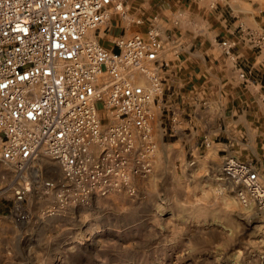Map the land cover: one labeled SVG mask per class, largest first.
Returning a JSON list of instances; mask_svg holds the SVG:
<instances>
[{
	"label": "rangeland",
	"instance_id": "obj_1",
	"mask_svg": "<svg viewBox=\"0 0 264 264\" xmlns=\"http://www.w3.org/2000/svg\"><path fill=\"white\" fill-rule=\"evenodd\" d=\"M233 1L124 0L125 11L114 10L91 35L116 50V37L156 27L160 40L175 38L182 52L207 56L211 48L224 51L217 43L230 40L234 46L224 53L233 56L239 39L247 42L240 29L231 30L241 20L250 29L264 27V0H236L240 9ZM151 61H144L147 74L130 70V77L149 85L156 69ZM159 87L150 106L148 140L134 139L131 162L144 154L150 168L130 177L133 193L122 187L61 202L58 188L42 186L44 179H59L38 161L21 174L0 160V264H264V203L222 174L227 155L251 162L264 197V130L247 133L233 112L236 102L233 108L216 96L201 108L209 120L194 126L188 110L179 120L170 107L176 98ZM100 116L104 126L113 123L110 112L101 109ZM25 178L32 184L28 218L19 221L11 215L12 187Z\"/></svg>",
	"mask_w": 264,
	"mask_h": 264
},
{
	"label": "built area",
	"instance_id": "obj_2",
	"mask_svg": "<svg viewBox=\"0 0 264 264\" xmlns=\"http://www.w3.org/2000/svg\"><path fill=\"white\" fill-rule=\"evenodd\" d=\"M114 10L125 11L124 0H0V160L22 174L47 157L63 178L42 186L58 188L61 202L122 187L133 193L130 177L150 168L144 154L134 162L130 156L137 135L148 140L161 76L156 66L150 84L141 85L129 72L148 73L144 61L157 60L160 31L116 37L117 49L107 50L87 31L107 24ZM242 33L264 55V27ZM219 44L227 53L234 46ZM101 109L112 124H102ZM222 174L251 193L260 186L251 162L231 155ZM31 187L27 178L12 187L15 220L28 218Z\"/></svg>",
	"mask_w": 264,
	"mask_h": 264
},
{
	"label": "crops",
	"instance_id": "obj_3",
	"mask_svg": "<svg viewBox=\"0 0 264 264\" xmlns=\"http://www.w3.org/2000/svg\"><path fill=\"white\" fill-rule=\"evenodd\" d=\"M258 17L259 15H255L256 20ZM246 24V20L239 21L231 30L232 33L238 30L239 34L240 31L251 28ZM261 26L263 25L260 23L257 28ZM239 40L233 49V56L211 48L207 57L197 56L195 52H182L179 47L182 43L175 38L167 43L161 35L158 58L153 63L159 67L162 93L169 99L176 98V103L171 102L170 107L176 108L174 114L179 120H183L182 115L187 110L189 122L194 126L203 120H209L201 108L216 96L233 108V103L236 102L237 109H233V112L239 113L237 122L243 125L247 133L254 134L257 130H264V55L249 47L241 38ZM163 61L167 66L159 65ZM243 71L247 72L246 79L240 76ZM257 85L260 86L259 89L255 88ZM157 100L160 104V99Z\"/></svg>",
	"mask_w": 264,
	"mask_h": 264
},
{
	"label": "bare ground",
	"instance_id": "obj_4",
	"mask_svg": "<svg viewBox=\"0 0 264 264\" xmlns=\"http://www.w3.org/2000/svg\"><path fill=\"white\" fill-rule=\"evenodd\" d=\"M234 5L236 6V8H242V4L238 1H233ZM91 31L94 32L93 29H90L87 31V35L90 37V38H94V36L91 35ZM151 130V128H150ZM151 132V131H150ZM38 165L40 168H46L48 171L54 173L55 176H57V178L59 180H61L63 178V174L61 172V169L58 168L52 161H50L49 159H47V157L45 156H42L40 160H38ZM44 188V187H43ZM254 194H258V197H260V201L261 203H264V197H263V194L262 193V189L260 188H257L256 190L253 191Z\"/></svg>",
	"mask_w": 264,
	"mask_h": 264
}]
</instances>
